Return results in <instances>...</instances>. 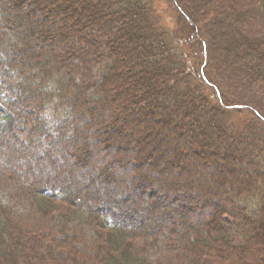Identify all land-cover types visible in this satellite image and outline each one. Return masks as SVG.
<instances>
[{"label": "trees", "instance_id": "trees-1", "mask_svg": "<svg viewBox=\"0 0 264 264\" xmlns=\"http://www.w3.org/2000/svg\"><path fill=\"white\" fill-rule=\"evenodd\" d=\"M8 1L0 101L25 129L0 150V264H264V0Z\"/></svg>", "mask_w": 264, "mask_h": 264}, {"label": "rangeland", "instance_id": "rangeland-1", "mask_svg": "<svg viewBox=\"0 0 264 264\" xmlns=\"http://www.w3.org/2000/svg\"><path fill=\"white\" fill-rule=\"evenodd\" d=\"M7 3L9 4V1L7 0ZM187 5L188 6H190V7H193V9H194V11H197L198 10V12H201L202 11V9H204V8H207V2H206V0H187ZM197 8V9H196ZM186 21H187V18H186ZM32 27V26H31ZM45 27V26H44ZM39 31V30H38ZM32 32H33V35H34V37L36 36V34H37V31L35 30V29H33L32 30ZM45 32V31H44ZM40 33V32H39ZM133 35H136V32L133 30L132 32H131ZM216 35V34H215ZM214 37V36H213ZM38 43H40V42H38ZM74 47H76V45L74 46ZM28 48V50H31L32 48L31 47H27ZM69 49L70 50H72L71 49V47H69ZM118 50L119 51H122V49L120 48V47H118ZM35 52H36V55L38 56V57H44L45 59H47L48 61H54V56H55V53H53L52 51H51V48H47V47H44V46H41V47H39V49H37V50H34ZM237 86V85H236ZM0 100H1V97H0ZM92 106H93V109H92V107H91V113H94V107L96 106V104L94 105V104H92ZM98 107V106H97ZM172 112L174 111V109H172L171 110ZM92 117V116H91ZM93 119H95V116L93 115V117H92ZM25 129V127H18L17 126V124H16V122H15V120H14V118H13V116L11 115V113L10 112H8L7 111V109H6V107L4 106V104H3V102L2 101H0V134H1V137H0V150L1 149H5V148H7V147H11V148H13V149H17V148H20V146H21V142H22V140H21V135H20V132L22 131V130H24ZM135 128H132V133H134L135 132ZM81 135L84 137V139L86 140V141H82V140H79L78 141V143H77V148L78 149H84V148H87L88 147V145H90V142H89V137H90V133H89V129L88 128H84V131L81 133ZM161 136H164V135H161ZM165 138H164V142H165V145H167V146H172V148H174V149H176V151L175 152H171L170 154H168V155H166V156H164V160L165 161H167L168 162V164L170 163V164H176V161L179 159V162H180V160L182 159L183 160V158H182V156H183V154H185V147H184V143L182 142V143H179L180 142V139H181V136H178V135H175V134H172V135H169V136H167L166 137V135L164 136ZM152 139H154L155 141H157L158 139H159V135L156 133V132H152ZM104 142H106L107 143V137L105 136L104 137ZM261 142V139H251V138H249V143H248V148L250 149L254 144H256V143H260ZM247 148V149H248ZM191 156V155H190ZM103 157L102 156H100L99 158H98V162H97V165H99L100 163H103ZM59 160V165L56 167V171H57V173H60L61 172V167H62V165L64 164V159L63 158H60V159H58ZM163 160V161H164ZM183 162H185L184 160H183ZM215 162V160L213 159H211L210 160V162H208L207 160H204V165L205 166H199V165H195L194 167H192L193 169L195 168L196 169V171L198 172V173H200V177L202 178V179H206V180H204V181H209V180H213V179H215L216 177L215 176H209V175H207V173L205 172L206 171V167L208 166L209 167V165H211V163H214ZM220 164H221V167H220V170H221V172H222V176H224V177H226V178H229V176H230V174L227 172V171H225V168L223 167L224 166V164H223V162H219ZM227 164V163H226ZM181 165V164H180ZM228 165V168H231L233 171H237L239 168H238V166H239V163L235 160V161H233V162H231V163H228L227 164ZM245 165H247V163L245 162V161H242L241 162V167H244ZM177 166V165H176ZM153 167H154V170H158V166H157V163H154V165H153ZM12 168L14 169V170H16V171H18V172H20V170H17L16 169V167L15 166H12ZM177 168H179V166H177ZM172 169H167V170H163V172H161V173H163V174H167L168 176H171V174H172V172H170ZM174 170V169H173ZM106 172H107V170H106ZM68 172H66V173H64V175H65V177H67L68 178V180H67V185L69 186L70 185V183H71V179L69 178V176H68V174H67ZM76 177H78L79 179L81 178H83V176L82 175H80L79 174V176H76ZM183 177H187V174L185 173L184 175H183ZM131 178H133V179H136V180H139L138 179V177L137 176H135V175H132L131 176ZM80 179V180H81ZM194 179H195V176H194ZM196 182H197V177H196ZM72 192H73V190H71ZM191 211V210H190ZM167 214H172V212H168ZM177 215V214H176ZM226 221L228 222L227 224L229 225V226H231L232 225V222L230 221V220H227L226 219ZM180 224V223H179ZM181 225V224H180ZM232 227V226H231Z\"/></svg>", "mask_w": 264, "mask_h": 264}]
</instances>
